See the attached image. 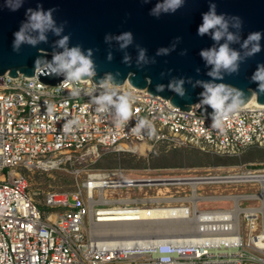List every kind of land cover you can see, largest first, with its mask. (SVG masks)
I'll return each instance as SVG.
<instances>
[{
  "label": "built area",
  "instance_id": "built-area-1",
  "mask_svg": "<svg viewBox=\"0 0 264 264\" xmlns=\"http://www.w3.org/2000/svg\"><path fill=\"white\" fill-rule=\"evenodd\" d=\"M40 70L0 74V264H264V180L230 177L264 168L227 174L92 168L73 191L48 190L42 204L21 170L57 166L90 146L136 152L139 142L149 143L147 155L181 146L238 155L264 145V104H242L213 129L196 106L181 109L125 81L120 87L133 97L132 116L153 125L142 135L130 130L134 118L113 122L88 96H72L71 83L42 82ZM79 86L95 87L90 80ZM73 117L79 123L69 128ZM146 208L181 214L140 217ZM145 219L159 222L141 227Z\"/></svg>",
  "mask_w": 264,
  "mask_h": 264
},
{
  "label": "water",
  "instance_id": "water-1",
  "mask_svg": "<svg viewBox=\"0 0 264 264\" xmlns=\"http://www.w3.org/2000/svg\"><path fill=\"white\" fill-rule=\"evenodd\" d=\"M157 0H25L24 5L17 11H10L0 7V74L8 72L10 76L22 73L32 76L38 68L42 67L41 56H51L52 42L57 38L49 34L47 43H41L37 47L22 45L19 52H14L11 47L13 32L17 30L27 7H35L37 3L44 8L56 6L54 13L57 21H67L64 31L70 33V43H79L83 48H94V59L98 65V76L105 71L120 72L118 82L128 81L136 87L146 88L152 94L155 84L166 83L170 76H192L201 79L207 77L205 63L199 55L202 48L210 46L213 41L208 35L197 34V26L201 22V13L208 10L209 0H186L183 7L172 14H162L159 18L149 15V9ZM218 12L237 14L243 19L242 37L248 32L264 30V0H215ZM3 0H0V5ZM125 30H131L134 35L133 44L126 50L119 49L117 42L105 43L106 33L118 34ZM175 49L167 55L156 56L157 48L170 46L174 38ZM264 45V39L261 41ZM136 44L147 49L149 57L155 56V63L137 68L135 64L122 63L124 52L127 51L135 61L137 55ZM239 47V44H233ZM113 53L112 60L106 59L107 52ZM258 61H264V47L254 56L241 63L238 74L226 75L225 81L238 86L245 92V102L253 97L260 104H264V93L255 92L256 82L249 79L255 70ZM199 67L200 72L195 69ZM171 70V71H169ZM164 75H161V73ZM38 78L47 84H65L63 77L45 74V69L37 73ZM95 80V78H94ZM187 92L185 97H179L174 92L165 89L159 93L169 98L174 105L181 109H190L196 106L199 112L208 114L211 108L198 105V93L200 87L192 88L185 85Z\"/></svg>",
  "mask_w": 264,
  "mask_h": 264
},
{
  "label": "clouds",
  "instance_id": "clouds-1",
  "mask_svg": "<svg viewBox=\"0 0 264 264\" xmlns=\"http://www.w3.org/2000/svg\"><path fill=\"white\" fill-rule=\"evenodd\" d=\"M25 0H3L0 7L10 11H17L24 5ZM148 3V0H142ZM186 0H157L149 9V15L159 18L162 14H172L183 7ZM56 6L44 8L37 3L35 7H27L24 12V19L21 20L17 30L13 32L11 43L12 50L19 52L22 45L37 47L41 43H47L49 34L57 37L52 42L51 56H41L38 59L45 69V74L63 77L62 81L73 85L70 94L72 96L86 95L89 102L98 112L109 114L113 122L119 123L129 121L134 118L131 113L133 97L130 92L120 87L122 82H118L120 72L105 71L102 76H98V65L94 59V48H83L81 44L70 43V33L64 31L67 21H57L54 13ZM243 19L237 14L218 12L215 0H209L208 10L201 13V22L197 26V34L208 35L213 43L199 51L206 68V75L209 79H201L198 76H170L166 83L155 84L156 93H162L165 89L174 92L179 97H185L186 84L192 88L200 87L201 91L198 105L208 106L211 112L210 126L213 129H221L224 118L240 110L245 102V92L238 86L228 83L224 77L226 75L238 74L241 63L247 58L254 56L262 50L261 41L264 39V30H255L242 37ZM134 35L131 30H125L118 34L106 33L105 43L116 41L119 49L126 50L133 44ZM180 37L174 38L170 46H161L156 50V56L167 55L175 49L176 41ZM239 44V47H233ZM137 55L133 61L127 51L124 52L122 63L143 68L146 65L154 64L155 56L149 57L147 49L139 44L135 45ZM113 53L109 50L106 59L111 61ZM171 71V70H169ZM197 73L200 68L195 69ZM161 75H164L162 72ZM95 78V80H94ZM249 79L256 82L255 92L264 93V61H258L255 70ZM90 80L95 85L94 88L85 89L79 86L81 81ZM135 124L130 130L143 134H151L153 125L149 118H134ZM78 118L73 117L67 122V127L78 125ZM166 259V257H162Z\"/></svg>",
  "mask_w": 264,
  "mask_h": 264
},
{
  "label": "rangeland",
  "instance_id": "rangeland-1",
  "mask_svg": "<svg viewBox=\"0 0 264 264\" xmlns=\"http://www.w3.org/2000/svg\"><path fill=\"white\" fill-rule=\"evenodd\" d=\"M93 149H99L97 152ZM138 151H113L106 147H87L76 152L71 159L54 167L35 165L23 167L36 201H44L48 190L70 192L77 188L86 171L92 168L123 166L136 172L148 168L173 167L176 172L206 174L234 173L242 170L264 168V145L247 148L238 155L219 154L204 151L194 146L170 149L154 148L148 155L149 143H137Z\"/></svg>",
  "mask_w": 264,
  "mask_h": 264
},
{
  "label": "bare ground",
  "instance_id": "bare-ground-1",
  "mask_svg": "<svg viewBox=\"0 0 264 264\" xmlns=\"http://www.w3.org/2000/svg\"><path fill=\"white\" fill-rule=\"evenodd\" d=\"M251 102H256V98L253 97L249 103ZM137 148V147H136ZM145 151H147V149H145ZM232 177V180H251V179H260V180H264V174H250V173H245V174H236V175H232L230 176ZM188 180V179H187ZM194 180V179H193ZM190 181V180H189ZM197 181L194 180V184H196ZM178 208H171L169 209H164V208H155V209H141L140 211H138L139 216L142 218H158V217H165V216H169V217H175V216H179L181 214V211H177ZM159 221H154L153 223H158ZM142 225L141 227H145L147 228L148 225H153L152 221L150 219H145L144 221L140 222Z\"/></svg>",
  "mask_w": 264,
  "mask_h": 264
}]
</instances>
